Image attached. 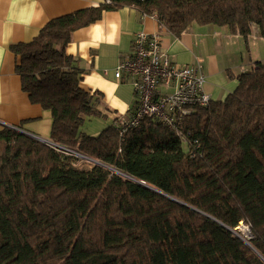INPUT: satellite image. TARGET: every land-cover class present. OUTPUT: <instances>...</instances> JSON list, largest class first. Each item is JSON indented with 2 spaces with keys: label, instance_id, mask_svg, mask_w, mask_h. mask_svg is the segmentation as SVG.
<instances>
[{
  "label": "trees",
  "instance_id": "1",
  "mask_svg": "<svg viewBox=\"0 0 264 264\" xmlns=\"http://www.w3.org/2000/svg\"><path fill=\"white\" fill-rule=\"evenodd\" d=\"M126 6L176 37L211 24L264 38V0H105L12 44L22 89L52 112L51 140L95 161L81 168L82 158L0 129V264H264V60L237 75L225 100L194 107L181 128L187 143L151 119L123 140L117 124L82 131L101 112L67 47Z\"/></svg>",
  "mask_w": 264,
  "mask_h": 264
},
{
  "label": "crops",
  "instance_id": "2",
  "mask_svg": "<svg viewBox=\"0 0 264 264\" xmlns=\"http://www.w3.org/2000/svg\"><path fill=\"white\" fill-rule=\"evenodd\" d=\"M105 0H0V129L18 127L51 140L52 112L32 103L22 89L16 71L18 58L12 44L30 42L52 19L81 9L98 6ZM158 34L163 49L180 64L204 66L206 92L213 101L225 100L239 85L237 75L262 61L259 48L264 38L257 30L245 39L228 27L192 25L176 37L155 15H145L126 6L106 11L102 19L74 32L67 47L84 70L81 87L95 94L100 116L86 119L82 131L92 136L134 113L138 98L131 79H118L116 68L130 52L136 34Z\"/></svg>",
  "mask_w": 264,
  "mask_h": 264
},
{
  "label": "built area",
  "instance_id": "3",
  "mask_svg": "<svg viewBox=\"0 0 264 264\" xmlns=\"http://www.w3.org/2000/svg\"><path fill=\"white\" fill-rule=\"evenodd\" d=\"M160 38L158 34H136L130 52L122 56L116 68V78L131 79L138 98L134 113L117 122L122 140L128 131L151 119L173 129L187 143L188 135L181 130L184 119L194 107H207L212 101L205 90L204 66L174 61L163 49ZM46 143L63 154L92 161L52 140ZM244 225L250 230L247 224Z\"/></svg>",
  "mask_w": 264,
  "mask_h": 264
},
{
  "label": "rangeland",
  "instance_id": "4",
  "mask_svg": "<svg viewBox=\"0 0 264 264\" xmlns=\"http://www.w3.org/2000/svg\"><path fill=\"white\" fill-rule=\"evenodd\" d=\"M258 52H261L262 53V60H264V47L263 48H259L258 49ZM254 67V66H253ZM92 163L93 162H91V161H89V160H87V161H85V160H79L78 161V163H77V165L79 166V167H81V168H90L91 167V165H92ZM114 171H116L115 169H114ZM242 225H240V226H238L239 227V230L240 231H242L244 228H242V226H244L245 228H247V226H245L244 225V223H241ZM241 227V228H240ZM242 229V230H241ZM247 230H248V235H246L245 234V232L243 231L242 233H241V237L243 238V239H245V240H248V239H250V238H252V235H251V233H250V230L247 228Z\"/></svg>",
  "mask_w": 264,
  "mask_h": 264
},
{
  "label": "water",
  "instance_id": "5",
  "mask_svg": "<svg viewBox=\"0 0 264 264\" xmlns=\"http://www.w3.org/2000/svg\"><path fill=\"white\" fill-rule=\"evenodd\" d=\"M17 130H20V131H22L23 133H25V134H27V135H30V136H32V137H34V138H36V139H38V140H40V141H42V142H48L49 140H47V139H44V138H41V137H39V136H36V135H34V134H31V133H29L28 131H26V130H23V129H20V128H18V127H15ZM87 158H89V157H87ZM89 159H91V158H89ZM91 160H93V159H91ZM95 161V160H94ZM149 188H151L152 190H154V191H156V192H160V193H162V194H165L164 192H162V191H160V190H158V189H156L155 187H152V186H148ZM166 195V194H165ZM168 196V195H167ZM251 233V232H250ZM242 235H240V237H241ZM242 238V237H241ZM243 239V238H242ZM248 245H250L251 247H252V245L250 244V242L248 241V240H245V239H243Z\"/></svg>",
  "mask_w": 264,
  "mask_h": 264
},
{
  "label": "bare ground",
  "instance_id": "6",
  "mask_svg": "<svg viewBox=\"0 0 264 264\" xmlns=\"http://www.w3.org/2000/svg\"><path fill=\"white\" fill-rule=\"evenodd\" d=\"M240 228H241V227H240ZM242 228H244V229H243V230L241 229L242 231H240V232L242 233V232L244 231L245 234L248 235V234H249V233H248V230H247L244 226H242Z\"/></svg>",
  "mask_w": 264,
  "mask_h": 264
}]
</instances>
